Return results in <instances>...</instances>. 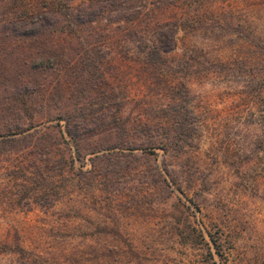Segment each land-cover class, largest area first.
<instances>
[{"label":"trees","instance_id":"1","mask_svg":"<svg viewBox=\"0 0 264 264\" xmlns=\"http://www.w3.org/2000/svg\"><path fill=\"white\" fill-rule=\"evenodd\" d=\"M232 1L0 0V205L45 210L72 204L66 212L88 222L89 236L100 239L74 251L75 264L137 256L120 233L119 215L133 216L145 204L147 210L157 202L164 206L174 193L184 197V189H194L187 171L180 179L175 167L187 169L197 150L200 117L186 84L168 78L189 73L188 63L198 65V51L206 58L194 48L189 51L195 54L187 59L183 51L184 59L171 67L167 57L179 32H201L214 41L226 33L239 37L246 55L217 59L215 67L219 74L247 77L245 93L264 106V36L251 30ZM166 12L171 19H158ZM114 50L140 68L146 97L158 96L163 104L155 108L142 99L136 113H127L134 99L118 84ZM261 138L245 164L264 150ZM188 224L183 244L202 245L209 264L215 258L225 264L222 235L208 232L205 239ZM18 238L0 243V257L12 256L13 264H53Z\"/></svg>","mask_w":264,"mask_h":264},{"label":"rangeland","instance_id":"2","mask_svg":"<svg viewBox=\"0 0 264 264\" xmlns=\"http://www.w3.org/2000/svg\"><path fill=\"white\" fill-rule=\"evenodd\" d=\"M76 4L79 2L74 6ZM230 5L242 11L253 32L264 36V0H236ZM171 17L168 12L158 15V19ZM177 37L176 50L167 57L171 67L175 68L184 59L183 51L188 53V59L192 53L189 50L194 48L203 50L206 58L204 62L201 52L192 53L202 58H198L199 64L188 63L189 73L184 76L175 73L168 78L186 84L194 110L200 117L198 148L186 162L187 169L175 167L180 179L182 171H187L189 178L185 180H191L194 189H184V197L174 193L164 206L157 202L152 210H147L145 204L142 211L133 216L119 215L120 233L137 256L124 253L111 264H209L202 245L187 246L182 242L189 222L205 237L208 232L222 235L225 264H264V150L259 152L257 160L248 164L244 161L252 154L257 138L264 136V106L260 102L256 104L257 99L245 93L247 77L219 74L214 64L217 59L244 57L247 48L238 41L239 37L229 33L216 41L201 32H179ZM112 57L118 84L125 86L128 100L134 99L126 105L127 113H136L142 99H147L145 101L155 108L164 103L158 96L146 97L147 84L144 85L138 66L123 61L115 50ZM157 156L160 164L162 152L157 151ZM2 165L0 163V167ZM240 169L246 174H238ZM156 199L157 196L149 198L150 201ZM71 205L65 202L45 210L37 206L29 210H8L0 205V243L13 241L17 235L23 246L41 261L75 264L72 253L84 251L97 238L89 236L92 226L88 222L73 218L74 212H66ZM90 219L96 223L102 220L97 216ZM175 219H179V224ZM74 227L76 230L72 232ZM12 259V256H2L0 264H13ZM214 260L222 264L218 258Z\"/></svg>","mask_w":264,"mask_h":264}]
</instances>
